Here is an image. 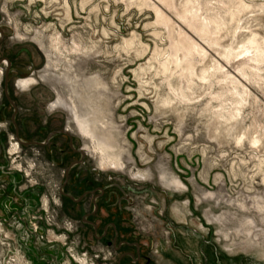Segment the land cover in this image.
I'll return each instance as SVG.
<instances>
[{
	"label": "rangeland",
	"instance_id": "1",
	"mask_svg": "<svg viewBox=\"0 0 264 264\" xmlns=\"http://www.w3.org/2000/svg\"><path fill=\"white\" fill-rule=\"evenodd\" d=\"M252 36L264 0H0V264H264Z\"/></svg>",
	"mask_w": 264,
	"mask_h": 264
},
{
	"label": "bare ground",
	"instance_id": "2",
	"mask_svg": "<svg viewBox=\"0 0 264 264\" xmlns=\"http://www.w3.org/2000/svg\"><path fill=\"white\" fill-rule=\"evenodd\" d=\"M239 6H244L246 7V5L242 4L241 2H237ZM233 16V15H232ZM231 16V17H232ZM220 26V25H219ZM218 26V27H219ZM203 30V29H202ZM253 36L256 35V34H252ZM252 36V37H253ZM256 37H253V38H250L248 40V42L245 43V45H243L241 47V50H239L235 55H233V57L230 58L231 59H234L236 58L237 60L238 59H241L239 61V63H237V67L238 69H240L243 65L242 64H245V65H249V66H255L256 64H258V62L260 61H264V48L262 49L261 46L259 45V43L257 42V40L255 39ZM259 41V40H258ZM261 43V42H260ZM233 53V50L230 49L228 51V53H226V57L228 59V56H230L231 54ZM247 65V66H248ZM217 67V66H216ZM246 67V66H245ZM244 68V67H243ZM243 68H241V71L244 72ZM215 70L217 71H221V65H219V67L215 68ZM34 79V78H33ZM32 78H25V79H22L19 81V83H28L30 81H33ZM36 81V80H35ZM237 81V80H236ZM93 83V82H92ZM31 84V83H30ZM96 85V84H95ZM23 88V87H22ZM77 93V92H76ZM80 95V94H79ZM88 99V98H87ZM85 100V99H84ZM87 101V100H86ZM85 101V103H86ZM73 103V102H72ZM76 105V104H75ZM74 105V106H75ZM72 107V106H71ZM72 110H74L73 112V115H74V119H76V122L77 123V126H78V130L80 131V133L84 136H90L91 140H92V137H93V140L94 138L96 137V141H97V136L94 135V130L95 128L94 127V123L95 121L90 119L89 116L86 118V117H82L80 118L79 114L77 113V110H76V107L72 108ZM92 113V112H91ZM94 113V112H93ZM95 114V113H94ZM94 116V115H93ZM91 117V116H90ZM95 117V116H94ZM97 118V116H96ZM99 118V117H98ZM94 119V118H93ZM101 120V119H99ZM97 122V121H96ZM101 122V121H100ZM96 132V130H95ZM95 136V137H94ZM101 139V138H100ZM95 142V141H94ZM115 144L113 143V145L111 143H107V142H102V141H97V143L95 144V149L96 151L98 150L101 154L100 158H101V163L102 164H105V165H108V166H113V167H118V166H121V162L119 160V157H118V153L117 151H114L113 150V146ZM174 178V177H173ZM172 179V178H171ZM170 179V180H171ZM178 181V180H177Z\"/></svg>",
	"mask_w": 264,
	"mask_h": 264
},
{
	"label": "flooded vegetation",
	"instance_id": "3",
	"mask_svg": "<svg viewBox=\"0 0 264 264\" xmlns=\"http://www.w3.org/2000/svg\"><path fill=\"white\" fill-rule=\"evenodd\" d=\"M23 79H25V78H23ZM20 80H22V79H20ZM20 80H19V81H20ZM18 83H19V82H18Z\"/></svg>",
	"mask_w": 264,
	"mask_h": 264
}]
</instances>
